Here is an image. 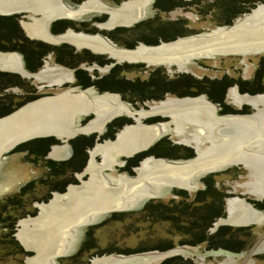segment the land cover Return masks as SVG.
Listing matches in <instances>:
<instances>
[{
	"label": "rangeland",
	"instance_id": "obj_1",
	"mask_svg": "<svg viewBox=\"0 0 264 264\" xmlns=\"http://www.w3.org/2000/svg\"><path fill=\"white\" fill-rule=\"evenodd\" d=\"M83 1L86 0H64V2L70 5L69 6L65 3L67 8L74 10V15H76V17L74 18H79L81 15H83L82 9H85V6H81L80 9H76ZM101 1L112 6H118L120 3L127 0ZM153 1L154 0H151V3L149 1L147 5L143 6V9L144 7L147 8L145 14L146 17L142 20L140 19V21L137 22L143 23L138 27H135V25L137 24L135 23L131 27L127 28L121 26L119 27L118 31H116V28L118 27H115L113 29H99V27H97L95 23L104 22L105 20H107V16L105 14L94 13L86 14L85 17L80 18V20H73L74 18H72V21H64L61 25H57L60 27V30L52 32V34H60L65 30L71 28L75 32H83L86 34H100L108 38L112 43H114L113 45L117 46L118 48L136 49V47L143 48V46H155L161 43L174 41L175 39L183 37L180 34H186L184 37L194 34H208L207 31L215 29V27L217 28L218 26H226L227 28H230L235 24V22L244 23L248 20L244 19L237 21L238 19L243 17V14H245V12H247L244 11V8L247 4L241 10L243 14H230L228 16L226 11L229 6L236 7V9L237 7H240L238 6V3H235L231 0L199 1L198 9L200 10V13L196 19L193 17V20L189 18L190 12L195 14V10H197V8H193L194 12L189 11L190 9H187L181 14V10L176 11L175 7H173L169 11L161 12L155 8ZM253 1L256 2L259 0ZM131 3L132 1L129 0L128 4ZM261 4H264L263 0H261ZM253 7V4H251L248 8L252 9ZM257 8H254L253 11H255ZM28 15L31 14L29 13ZM179 15L183 16L180 17ZM23 16L26 15L23 14L21 15L22 18H17V24L24 36L23 32L25 31V33L27 34V31L25 28H22L21 21H28L30 23L33 22ZM39 17L41 16L38 15L37 18ZM226 18H229V21H231L229 25L223 23ZM41 31H43V27H41ZM172 36L173 39H171ZM165 37L166 40H164ZM28 38L31 39V37ZM32 39H34V41L44 43L50 47L52 46L58 48V54L54 53L51 57H47L45 59L43 58V66L48 63L49 66L57 65L59 67H63V70H65V68L67 70H73L77 65L81 63L79 68H82V72L89 76L90 80L94 78L96 80H103L102 83L104 85L114 84L116 88L115 90H97V88L90 86L88 87V89L93 88L98 94L106 92L116 93L118 95V99L121 102L123 101L126 104H129L131 111L134 112L143 108H148L150 105H153L154 103H157L166 98L177 97V95L175 94L161 91V93L159 94L162 95V98H159L157 100H149L144 96V92L141 88L134 87L136 88V90L132 92L133 88H131V90H128V87L123 86V83H121L122 80L127 82H134V80H146L154 71H158V73L164 77L163 79H165L166 82L168 80L179 78L180 79L178 81H180L186 78V80H188L185 83L187 86H181V89L185 90L184 94L188 95V97L193 98H196L194 96L197 95H203L205 99L211 101L216 105V114H218L219 116L248 115L254 112L255 107L248 104H245V106L242 105L241 107V105L235 104L230 95H228V91L230 88H237V82L238 84L244 83L242 86H247V88L245 87L244 91H250L245 93L244 91L241 93L237 91L241 95L264 94V52L262 54L261 52L255 53L257 55H222L216 56V58L211 59H196L193 60L191 64L187 65L184 69H179L177 63L175 65H147L142 62H116L115 59L110 58L105 54L95 56L93 55V52L87 49H81L77 51L70 44L58 43L57 45H50L43 39ZM149 41H155V44H149ZM128 44H131L132 48L127 47ZM140 44L143 45L139 46ZM57 56L61 57L59 58V61L56 59ZM83 61H87V63H84ZM255 66H257V70H260L259 83L255 82L252 85H247L248 82H250V80H252L253 78L252 74L254 72ZM105 67H108V69H105ZM114 67L117 68V70L115 71L116 73L111 75V68ZM250 68H252V71L248 73V71H250ZM81 75L82 73L79 74V76ZM73 76L75 77L72 82L64 83L59 87L57 85L47 86L48 84L44 83L38 84V81H35V79L26 80V89H22L17 84L15 85L6 83L4 86H0V111H2L3 108H7L5 113L1 114L0 112V118L6 115H10L20 107L35 101L38 99V97L44 95L52 96V94L62 93L63 91L68 90L72 87H76L79 90H85L87 87L80 86V83L76 84L77 80L75 71L73 72ZM177 76L181 77L176 78ZM51 78L54 79L45 81H56L57 75H54ZM224 78H226V80ZM219 79L230 82V84L225 87L223 105L209 98V95H211V93L217 92L219 89L218 87L221 86L218 84H213L214 82L212 81L216 82ZM31 83L33 85H31ZM40 86L43 88H40ZM240 86L241 85L239 84L238 87ZM24 92L27 96H25L26 98L23 99L22 94ZM206 92H209V95ZM28 93L34 94H32L33 96H28ZM244 107H246L247 109L243 112H240L239 110H242V108ZM202 111L203 110H199L197 114H195L194 112H190L185 119H182L178 122L171 120L174 125L173 131L175 132V135L182 138L181 142L194 144L195 149L190 145L179 144L176 137L161 136L149 147L150 149L147 152L143 151L141 153L134 154L131 157H117L116 160L118 162L116 163L115 161H113L111 164V168L109 170L106 169L108 177H113L118 182L121 178H123L122 174L126 175L127 177L134 176L136 173L135 169L141 164V160L148 155H151L150 157L154 158V162L156 164L161 163L157 162V160L166 162L164 159L169 161L166 163H173L172 161L179 160H190L192 158H195L197 152L196 150L201 151L202 155H206L208 153V148L213 143V133H211L209 130L214 127V123L203 121L201 119ZM93 118L94 114H89L87 116L81 115L80 118H78V121L80 125L85 126ZM148 118H150L151 120L146 121V119ZM182 118H184V116H182ZM142 121L145 122L141 124H154L155 121H158V123L166 122L168 121V118L160 116V114H148L142 116L140 122ZM132 122H134L135 124L136 120L131 117L123 116V114L117 115L115 118L110 119L103 126L101 132L93 130L89 133H79L74 138L68 141L70 153L67 157L63 156V159L56 160L54 158H50V156L48 155L55 144L59 145L60 143H62L60 140L55 139L54 137L40 138H51L53 140V143L47 145V150L43 153V155H40V153H38V150L35 149L34 145L33 147L35 150L31 146L29 149L28 146L34 140L39 139H32L24 144H19V146H17L15 149L10 150V152H1L0 155H2L3 158L0 163V193H2L0 194V264H31L29 260L32 259L33 256H35V251L30 248H25V246L17 237V233L21 228V222L26 220L27 218L32 219L39 216L41 211V204H49L52 201L54 194H58L60 197V195L68 193L67 190L69 189L70 185H79L82 183V181L87 180V176H83V179H81V181L77 179V176L78 174L85 171L90 159L89 152L95 147L97 143L107 144L108 140L112 141L116 139V137H118L123 130H120L118 133L116 132L123 125L130 124ZM112 124H116V128L113 127L110 130L108 126ZM187 124H191L193 126H187ZM160 127L164 128V126ZM200 127L205 130V133L202 135L197 133L196 131V129ZM85 138L86 140H89V143L91 145H83V140H85ZM105 139L108 140L105 141ZM71 141H74L78 147L76 156L75 147L71 144ZM248 142L249 141L247 137H242L238 139V142L236 143H245L247 144V149L252 151L260 149V146L258 144H248ZM151 150L156 152L152 153ZM140 154L142 155L140 159H135V162H127L128 159L132 158L131 160H134L136 155ZM74 156L76 158L74 159V165H77L84 159V163L81 169L75 170L73 168H70V166L72 167V163H70V166L68 164H64V169L63 165L61 164L64 162H71ZM199 158L201 157L197 156L195 159ZM233 159L243 160L241 159L240 154L236 155ZM95 161L99 164H102V157L97 154V156H95ZM150 161L151 159H148L145 162L149 163ZM119 162L120 165H118ZM145 162L142 163L138 175L143 174V171L147 168ZM184 162L177 163L183 164ZM49 163H54L55 167L57 166V164H59L60 166H58L57 168H60L61 170H58L57 172L56 170H52V168L48 165ZM263 163L264 162H261L262 166L264 165ZM257 172L258 171L255 170V168H253L252 166L242 164L229 165L226 166V168L224 167L222 170L211 173L206 172L204 175L201 172L202 176L200 174L201 177L199 176L198 178L200 182L198 184L199 186L197 189H194V191L187 190L191 188V181L194 176H190L188 181L182 186L171 182L169 178H162L161 180L159 178L147 179L145 180V183L158 186V192L153 191L154 194H152L151 197L143 198L140 202L134 203L132 206H130L129 210L120 212V208L117 212H103L101 214L102 216H99L98 220H94L95 222L93 224L84 226L81 229L78 228L76 237H72L71 239L69 236L67 237V240H70L68 243V251L65 253V256L60 255L59 258H54L51 264H90L91 262H98L100 260L99 258L105 255H128L134 253L157 251L151 252V256L154 257L158 255V252H161L160 249L166 248L168 246H186L179 244L180 240L184 241L182 234H177L173 229H171L168 223L155 222L157 219V215H151L153 218H150V216L149 218H146L147 216L144 215L140 210L143 208V205L150 199H154L151 201L158 202H168L171 199L179 200V196L175 194V192L177 191L183 192L185 194L184 196L186 198H184L183 200H185V204H188V202H191L194 195L204 187L202 179H204L205 177L208 182H213L216 186H218L225 196L223 201V209H225V212L223 213L224 217L212 221L213 223L209 225V229L207 230V233L209 235L213 234L221 225H229V220H226V211L227 201L230 198L237 197L244 200L248 204H252L253 206V203L264 202V195H262V192L261 196L263 198L259 199L251 191L252 188L256 187V189H258V192L256 193L259 194L260 192L258 186H260V181H262V183L264 184V179H260V181H258L259 179L255 177V174ZM135 177L132 178L135 179ZM169 187L172 188L170 189ZM168 189L170 191H168ZM143 191L145 190L139 191V194L136 195H129L127 196V198H129V200H132L138 195L142 194ZM241 207H244V205L241 206L240 203L239 207L237 208ZM221 219H224L225 223L220 225L219 222ZM182 223L185 224V222ZM215 224H219L217 226V229L214 228V226H216ZM229 226H231V230H229V233L235 236V239L232 242L224 243V235H222L223 233L220 235H217L216 233L217 237L219 238V242L216 241L217 243H215V248H206V244L200 246H187L186 253L185 255H183V259H188V264H249L251 258L254 260L253 264H264V251L250 254V251H252L255 245L259 244L258 242H260V239L264 236V223L248 224L242 226ZM226 240L228 241V237ZM261 242L262 244L264 243V237L261 239ZM224 245H228L229 247H236L240 250H229L232 253H245L246 255L240 256V258L230 256L231 254L222 255V253L220 255L204 256L210 251L224 249L221 248ZM262 248H264V246L261 247V249ZM224 250H228V248ZM214 253L219 254L220 252ZM231 258H234L235 260ZM246 258L247 260L245 261ZM158 260L159 259H156L150 264H159L162 262V260ZM231 260H233V262H230ZM183 263L187 264L185 262Z\"/></svg>",
	"mask_w": 264,
	"mask_h": 264
},
{
	"label": "bare ground",
	"instance_id": "obj_2",
	"mask_svg": "<svg viewBox=\"0 0 264 264\" xmlns=\"http://www.w3.org/2000/svg\"><path fill=\"white\" fill-rule=\"evenodd\" d=\"M148 1L150 0H137L133 2L134 4L125 7L126 16H130L133 13L135 17L134 20H131L133 21L132 23L140 19V7L142 8ZM103 10L104 8L97 1L89 0L88 6L82 9V12H101ZM19 11H25L23 13L25 15L31 14L27 17L33 23L21 21L22 27L27 31V35L35 39L47 38L46 40L51 43L62 42L64 39L48 34L49 22L63 16L73 17L75 13L73 12L74 10L67 8L63 0H0V14H11ZM35 15H40L41 18H35ZM122 23L121 17L116 16L115 12L111 11L110 21L104 27H114ZM41 24L43 31H41ZM131 24H127V26ZM204 35L207 36H194L188 39H178L155 46H143V48L131 50L102 46L99 43V51L105 50L113 53L121 58L119 61H142L148 64L166 62L162 63L166 65L174 62L177 63L179 69H184L195 60L193 58L195 51L200 52L198 55L203 56L200 59L216 58V56L220 55V52L227 51H239L244 53L242 56L259 53L264 50V6H259L253 11V17L244 23H235L232 28L217 27ZM95 42L91 38L89 44ZM230 55L233 54L225 56ZM45 65L46 67L44 66V69L42 68L34 77L38 81H43V83H57V80H45H53L54 78L51 77L56 75L59 70H63V68L49 66L48 63ZM21 68L22 65L18 53H0L1 71H18L21 74L28 75ZM63 72L64 74L60 77L66 76L70 80L71 76L67 75L70 71L63 70ZM86 94L88 92L81 90L76 92L75 89H69L61 94L39 98L20 107L10 115L0 118V154L21 141L39 136L54 135L59 140L64 141V144L61 143L62 145L54 146L48 154L50 158L56 160L63 159V156L67 157L69 155V144L66 141L74 138L79 133H88L93 130L101 131L104 123L113 115L115 116V114L127 113L125 115L134 117L137 123V125L135 123L132 126H125L122 129L123 133L118 136L116 144H97L89 152L88 165L83 173L78 174V178H80V175H85L88 177L87 180L82 181L79 185H70L68 193L60 195L61 199L58 194H54L49 204H41L39 216L32 219L27 218L21 222L17 237L25 248L35 251V256L29 260L31 264H51L55 254L59 253L65 256L68 251L69 240L72 237H76L78 228L81 229L84 226L93 224L99 219V216H102L103 212L110 210H116L117 212L120 208V212L129 210L134 203L140 202L143 198L151 197L154 194L153 191L158 192V186L145 183L147 179L159 178L161 180L162 178H169L171 182L182 186L188 181L190 176L199 178L201 172L203 175L210 170L217 172L233 164L256 167L259 163L264 162V149L261 150V161L233 159L240 153L234 148L238 139L247 137L250 143L260 145L261 137L258 140L250 138L247 133L228 132L223 128L217 127L213 128V135L218 140V143L214 144L215 155H201V158L187 160L183 164L174 163L173 161V163H166L158 160L157 162L161 163L156 164L154 159H151L149 163L145 162L147 168L143 171V174L136 175L135 179L127 177L124 180V178H121V181L117 182L114 178L108 177L106 172L111 168L112 162H116V158L119 156H131L133 153L145 149L147 145L155 138H158L161 133H165L167 129L158 125L141 124L142 116L160 113L168 115L171 120L178 122L185 119L190 112L198 113L199 102L166 100L151 107L149 110L137 112L138 117H135L134 111H131L128 105L121 103L114 96H102L100 98L94 96V98H89L90 95ZM175 103L179 105H175ZM98 105H106V107ZM86 113H94L96 119L85 126H77L79 125V122H77L78 118ZM260 146L264 148V145L261 144ZM240 149L245 151L243 146ZM97 154L102 157V164L95 161ZM255 155L259 156L260 154L256 153ZM2 158L3 156L0 155V163ZM263 166L261 165V172H257L256 174L258 175L255 174V177L259 179L258 181L264 179ZM191 171L195 172L190 174ZM178 172L180 175H178ZM260 184L262 189L264 184L262 181H260ZM141 190L145 191L134 199L129 200L127 198L129 195L139 194ZM255 192H258V189ZM261 192L264 194V191ZM239 200L242 199L235 197L234 199H229L228 203L231 207H235ZM241 202L247 204L244 200ZM246 206V212L242 220L234 222L235 224L242 226L264 222V213L259 212L258 209L249 204ZM220 223H225L224 219L220 220ZM68 236L70 237L69 240H67ZM185 253L182 252L180 255L183 256ZM213 254L220 255L218 253ZM234 257H239V255ZM109 258H102L98 262L91 263L107 264V262H110ZM231 259L235 260L234 258ZM233 260L230 262H233ZM117 261L119 260H112V264H118ZM253 262L254 260L250 258L249 264H253Z\"/></svg>",
	"mask_w": 264,
	"mask_h": 264
},
{
	"label": "flooded vegetation",
	"instance_id": "obj_3",
	"mask_svg": "<svg viewBox=\"0 0 264 264\" xmlns=\"http://www.w3.org/2000/svg\"><path fill=\"white\" fill-rule=\"evenodd\" d=\"M64 1V0H63ZM95 1H97V0H95ZM128 1L129 0H127V1H124V2H122V4L121 5H118V6H112V5H109V4H107V3H105V2H103V1H101V0H98L97 2L99 3V5L100 6H102L103 8H104V10L103 11H101V12H96V11H89V12H83V15H81L79 18H74V17H76V15H74L73 17H66V16H63V17H60V18H57V19H55V20H53V21H55V22H52L53 23V25H52V23H51V25H52V27H51V25L49 26V29H50V32H49V30L47 29V32H48V34L49 35H52V36H56V37H61V38H63L64 39V41H62V42H57V43H51V42H49V41H47L46 39L47 38H45V39H43L44 41H47L50 45L52 44V45H57L58 43H64V44H70L72 47H74L77 51H79V50H81V49H87V50H90L91 52H93L94 54L93 55H95V56H98V55H108L110 58H113V59H115V61L117 62H123V61H119V59H121V58H119L118 56H116V55H114L113 53H110V52H108V51H105V50H103V51H99L100 49H99V47H100V45H99V43H101L102 44V46H112V47H114V48H116V49H124V48H118L117 46H115V45H113L114 43H112L108 38H106V37H104V36H102V35H100V34H86V33H83V32H75V31H73L71 28H69L68 30H65L63 33H60V34H56V35H54V34H52V32H56V31H58V30H60V27L59 26H57L58 24L59 25H61L62 24V22H64V21H67V20H69V21H72L71 19L72 18H74L73 20H80V18H83V17H85V15L86 14H94V13H96V14H107L106 16H107V20H105L104 22H102V23H95V25L97 26V27H99V29H112V28H115V27H121V26H123V27H129V26H127V24H131L133 21H131V20H134L135 19V17H134V15H133V13L130 15V16H126V12H125V7L126 6H128V5H130V4H128ZM132 1V3L131 4H134L133 2H135V1H137V0H131ZM142 1V0H141ZM199 1H201V0H166L165 2H163V1H159V0H157V4H156V6L158 7V6H162L163 8H166L167 7V10L166 11H169V10H171L173 7H175V10L177 11V10H181V12H180V14L183 12V11H186L187 9H190L189 11H193V8L195 9V8H197V10H195V14H193V13H191L190 12V16H189V18H191L192 20H193V17L196 19L198 16H199V13H200V10L198 9V5H199ZM231 1H234L235 3H238V6H240V7H237V9H236V7H228L227 8V11H226V13L228 14V16L231 14V15H233V14H238V15H241V14H243L242 13V9H243V7H245V5H246V7L244 8V11H247V12H245V14H243V17H241L240 19H238L237 21H240V20H244V19H250V18H252L253 17V9L254 8H257L258 6H261V5H264V4H261V0H259V1H251V0H231ZM149 2V1H148ZM148 2L146 3V4H144L143 6H145V5H147L148 4ZM158 2H160V3H162V5L161 4H159ZM263 2H264V0H263ZM66 2H64V4H65ZM88 3H89V0H86V1H83L80 5H79V7H77L76 9H80V7L81 6H85V8L88 6ZM101 3H103V4H105V5H103V4H101ZM150 3H151V0H150ZM149 3V4H150ZM66 4H68V3H66ZM153 4H154V1H153ZM251 4H253V8L252 9H250V8H248ZM69 5V4H68ZM70 6V5H69ZM169 6H171V7H169ZM148 7V6H147ZM72 8V7H71ZM146 7H144V9H143V7L141 8L140 7V11H141V17H140V19L142 20V19H144L145 17H146ZM159 10V9H158ZM111 11H114L115 12V14H116V16H120L121 17V19H122V24L121 25H115L114 27H104V25H106V24H108L109 23V21H110V12ZM166 11H163V12H166ZM194 12V11H193ZM187 13V12H186ZM23 15V14H22ZM25 15V14H24ZM238 15H235V16H238ZM28 16V14H26V16H23V17H26L27 19H30V18H28L27 17ZM36 17L38 16V15H35ZM180 17H182L183 15H179ZM18 17H20V18H22L21 16H18ZM39 18H41V17H39ZM230 18V17H229ZM229 18H226L225 19V21H227ZM140 19L139 20H137V21H140ZM254 19V18H253ZM60 20V21H59ZM31 21V20H30ZM56 21H59V22H56ZM225 21H223V23L225 22ZM44 23V22H43ZM236 23V22H235ZM132 25V24H131ZM227 25V24H226ZM21 26H22V24H21ZM219 27V26H218ZM224 27H226V26H224ZM23 28V27H22ZM216 28V27H215ZM64 30V29H63ZM69 30H70V32H69ZM22 31H24V30H22ZM210 31H212V30H209V31H207L208 33L210 32ZM24 33V36L23 37H25V38H28L29 36H27V34L25 33V31L23 32ZM91 38L92 39H94L96 42L95 43H91V44H89L90 43V40H91ZM29 39V38H28ZM29 40H34V39H29ZM141 45H143V44H140L139 46H141ZM138 46V47H139ZM52 47V46H51ZM137 48V47H136ZM51 50L49 51V52H47L45 55H43L42 57H40V58H38L39 59V63H40V65L38 66V67H36L35 69H32V66H33V62H36L35 61V59H36V57L35 56H33V59H32V61H31V59L29 60V62H27V60H26V55L24 54V53H21V52H19V51H9L10 53H18V55H19V58H20V60H21V65H22V71H24L25 73H27L28 75H26V74H21V73H19L18 71H16V72H13V71H0V74H4L5 75V79H6V82L5 83H7V84H17L19 87H21L22 89H24L25 88V86H26V80L27 79H30V80H32V79H35V81H38L37 80V78H35L34 77V75L35 74H37L40 70H42V68L44 69V66H43V60L45 59V58H47V57H51L52 56V54H58V48H55V47H52V48H50ZM126 50H131V49H126ZM1 52H4V51H1ZM97 52H103V53H97ZM264 52V50L263 51H261V54ZM239 55H241L242 56V53H239ZM238 55V56H239ZM255 55H257V54H255ZM247 57V56H246ZM44 58V59H43ZM59 58H61V57H56V59L59 61L60 59ZM211 59V58H210ZM125 60V59H124ZM91 61V60H90ZM125 61H128V60H125ZM84 63H87V61H83ZM129 62V61H128ZM27 63H28V65H27ZM81 64V63H80ZM80 64L79 65H77L76 67H75V69H73V70H67L66 68H65V70H67V71H70L71 72V74H70V72H69V74H67V75H69V76H71L70 77V80L66 77V76H63V77H60L61 75H63L64 74V72H63V70H59L58 72H56V75H57V83H53V84H49V83H44V84H48L47 86H50V85H57L58 87L59 86H61V85H63L64 83H67V82H72L73 80H74V77L75 76H73V72L75 71V73H76V71L78 70L79 71V73H76V80H77V82H76V84H79L80 83V81L77 79V75H79L80 73H82L83 74V72H82V68L80 67L79 68V66H80ZM43 66V67H42ZM56 67H57V65H55ZM59 67V66H58ZM61 68H63V67H61ZM64 69V68H63ZM102 69V68H101ZM105 69H108V67H105ZM104 69V70H105ZM257 69V66H255V68H254V71ZM252 71V68H250V71H248V73H250ZM55 75V76H56ZM23 76V77H22ZM19 77H21V78H19ZM60 77V78H59ZM23 78V79H22ZM25 79V80H24ZM38 84H42L43 83V81H38L37 82ZM31 85H33L32 83H31ZM80 85V84H79ZM44 86V85H43ZM90 87V86H89ZM237 87V86H236ZM40 88H43V87H41L40 86ZM26 89V88H25ZM36 89V88H35ZM70 89H75L76 90V92H79L80 90L81 91H83V92H88V94H86V95H90L89 96V98H94V96L95 97H102V96H114L117 100H119L118 99V95L116 94V93H111V92H106V93H101V94H98V93H96V90L95 89H93V88H90V89H88V87L85 89V90H83V89H77L76 87H72V88H70ZM232 89V90H231ZM69 90V89H68ZM68 90H65V91H68ZM38 91V90H37ZM65 91H63V92H65ZM238 88H234V87H232V88H230L229 89V93H228V95H230V97H231V99L233 100V102L235 103V104H237V105H244L245 106V104H248V105H251V106H253V107H255L254 108V112L253 113H251V114H248V115H227V116H219L218 114H216V105L215 104H213L211 101H209V100H207V99H205L204 98V96L203 95H197V96H194V97H196V98H193V97H172V98H166V99H164V100H161V101H159V102H157V103H154L153 105H150L148 108H143V109H141V110H138V111H135L134 113H135V117H138V115H137V112H139V111H142V110H144V111H146V109H150L151 107H154L155 105H157V104H159V103H161V102H165L166 100H179V101H197V102H199V107L197 108V110H203L201 113V119L203 120V121H209V122H213L214 123V127L213 128H217V127H220V128H223L224 130H226V131H228V132H243V133H247V134H250V138H256V139H258L259 140V137H261L260 139H261V143H260V145L262 144V145H264V94H258V95H249V94H239L238 92ZM62 92V93H63ZM32 94H34V93H28V96L29 95H31V96H33ZM58 94H61V93H58ZM35 95H37V94H35ZM52 95H57V94H52ZM22 98L24 99V98H26L25 96H27L26 95V93L24 92L23 94H22ZM45 96H47V95H44V96H41V97H38V99L39 98H43V97H45ZM51 96V95H50ZM199 96H202V97H199ZM202 99H204V100H202ZM120 101V100H119ZM121 102V101H120ZM121 103H124V104H126L125 102H121ZM111 105V104H110ZM126 105H128V107H129V104H126ZM175 105H179V104H176L175 103ZM98 106H100V107H106V105H98ZM259 107H261V108H259ZM129 109H130V107H129ZM247 108L246 107H244L243 108V110H239L240 112H243V111H245ZM122 113V112H121ZM195 114H197V112H194ZM90 114H94V113H90ZM123 114V116H126V117H129V116H127V115H125V114H127V113H122ZM122 114H115V116L113 115L110 119H112V118H114V117H116L117 115H122ZM158 114H160V113H158ZM160 116H164V117H167L168 118V121H166V122H159L158 123V121H155L154 122V124L155 125H158V126H164L165 128H167L166 129V131H165V133L164 134H160V136L157 138V139H159L161 136H164V137H166V136H173V137H176L177 139H178V143L179 144H184V145H190V146H192L193 148H194V144H192V143H184V142H181V137H179V136H176L175 135V132L173 131V128H174V125H173V123H172V121H171V119H170V116H168V115H162V114H160ZM131 117V116H130ZM131 118H133V119H135L134 117H131ZM94 119H96V116L94 115V118L93 119H91V121H93ZM109 119V120H110ZM109 120H107L105 123H104V125L109 121ZM149 120H151L150 118H148V119H146V121H149ZM158 120V119H157ZM90 121V122H91ZM77 122H79V121H77ZM89 122V123H90ZM143 122H145V121H142V122H140V123H143ZM89 123H87V124H89ZM148 123H150V122H148ZM86 124V125H87ZM134 124V122H132V123H130L129 125L128 124H126V125H123L116 133H118L120 130H122V129H124L125 128V126H132ZM154 124H149V125H154ZM116 125V124H115ZM115 125H110V126H108V128L111 130L113 127H115ZM77 126H84V125H77ZM187 126H193V125H191V124H187ZM116 128V127H115ZM213 128H211L209 131L211 132V133H213ZM212 130V131H211ZM196 131H197V133H199V134H203V132L205 131L203 128H197L196 129ZM99 132H101V131H99ZM89 133V132H88ZM123 133V131L119 134V136L121 135ZM213 143L211 144V146L208 148V155L209 156H213V155H215L214 154V144H217L218 143V140H217V138L213 135ZM117 139H118V137H116V139H114V140H112V141H109L108 139H105V141L106 140H108V143L107 144H113V143H115L116 144V142H117ZM59 140V139H58ZM61 142H62V144H64V141L63 140H60ZM259 142V141H258ZM66 143H68V141L66 142ZM61 143L59 144V145H62ZM69 144V143H68ZM97 144H99V143H97ZM96 144V145H97ZM106 143H104V144H100V145H105ZM248 144H257V143H250V142H248ZM95 145V146H96ZM259 145V144H258ZM259 145V146H260ZM54 146H57V144H55ZM244 147V149H245V151H243L242 149H240V147ZM94 149V148H93ZM92 149V150H93ZM155 149V148H154ZM153 149V150H154ZM195 149V148H194ZM235 149L236 150H238L240 153V155H241V159H243V160H247V161H250V160H260L261 161V150H263L264 148H262L261 146H260V149L259 150H256V151H252V150H249V149H247V144H245V143H239V145L237 146V147H235ZM151 151L152 153H155L156 151ZM197 152H196V156H195V158L197 157V156H201L202 154H201V151H199V150H196ZM256 153H259L260 155L258 156V155H255ZM140 156V157H139ZM151 155H148V156H145L141 161V164L135 169V175L134 176H128V177H130V178H132V177H135L136 175L137 176H139L138 174H139V172H140V167H141V165H142V163L143 162H145V161H147L148 159H154L153 157L151 158L150 157ZM119 157H129V156H119ZM146 157H149V158H146ZM140 159L141 158V154L140 155H136V157L134 158V160H130L131 162L133 161V162H135V159ZM132 159V158H131ZM157 159H159V158H157ZM192 159H194V158H192ZM166 162H169V161H167L166 159H164ZM191 160V159H190ZM129 161V162H130ZM184 161H187V160H179V161H173V162H184ZM116 162H118L117 160H116ZM128 162V161H127ZM118 165H120V162H119V164ZM249 168V167H248ZM253 168H255V170H257L258 172H261V163H259L256 167H253ZM126 169H127V167H126ZM250 169V168H249ZM251 170V169H250ZM254 170V169H253ZM123 175V178H124V180L127 178V176L126 175H124V174H122ZM83 176H85V175H80V178H78V176H77V179L78 180H80L81 181V179H83L82 177ZM136 176V177H137ZM202 176V175H201ZM200 176V177H201ZM135 177V178H136ZM111 178H113V177H111ZM121 181V180H120ZM120 181H118V182H120ZM200 182H199V180H198V178L196 177V176H194V178L192 179V181H191V188H189V189H187V190H189V191H194V189H197L198 188V184H199ZM204 185V184H203ZM259 187V194H257L256 192H255V190H256V187H254V188H252L251 189V191L260 199V198H263L262 196H261V191H264V187L261 189V184H260V186H258ZM170 189L172 188V187H169ZM186 189V188H185ZM203 189V188H202ZM68 191V190H67ZM168 191H170L169 189H168ZM57 195V194H56ZM55 195V196H56ZM262 195H264V194H262ZM60 198V197H59ZM235 197H233V198H230V199H234ZM61 199V198H60ZM241 201H243V200H239L237 203H236V205H235V207H231V205L228 203V201H227V211H226V214H227V219L226 220H229V224L230 225H237V224H235L234 222H236V221H241L242 220V218H243V215H244V213L246 212V208H247V206L246 205H248V203L247 204H245V203H243V202H241ZM262 201V200H261ZM245 202V201H244ZM240 203H241V206L242 205H244V207H241V208H237V207H239V205H240ZM261 203H264V202H261ZM250 205V204H249ZM262 211H263V213H264V209H261ZM222 220V219H221ZM264 222H262L261 224H263ZM219 224L221 225V223L219 222ZM219 224H215L216 226H214V228L216 229L217 228V226L219 225ZM258 224V223H257ZM260 224V223H259ZM264 237V236H263ZM262 237V238H263ZM261 238V239H262ZM261 239H260V242H261ZM260 242H258L257 244L258 245H255V247L252 249V251H250V254H253V253H256V252H263L264 251V248H262L261 249V247H263L264 246V243L262 244V242L260 243ZM261 244H262V246H261ZM257 246H258V248H257ZM257 248V249H256ZM231 249H237L236 247H228V251L229 250H231ZM212 250V249H211ZM234 250V251H235ZM238 251H240L239 249H237ZM246 254L244 253V255L243 256H245ZM235 258H240V255H239V257H235ZM245 260H247V258L245 259Z\"/></svg>",
	"mask_w": 264,
	"mask_h": 264
},
{
	"label": "trees",
	"instance_id": "obj_4",
	"mask_svg": "<svg viewBox=\"0 0 264 264\" xmlns=\"http://www.w3.org/2000/svg\"><path fill=\"white\" fill-rule=\"evenodd\" d=\"M159 1L165 2L166 0H159ZM158 3L162 5V3L160 2ZM156 4H157V0H154V6L156 9H159V11L163 12L167 10V7L166 8H163L162 6L157 7ZM17 18L18 15L0 16V51H19L21 53H24L26 55L27 62H29L30 59L32 61L33 56H35L36 62H33V66H32V69H35L40 65L38 58L42 57L47 52H49L51 50L50 49L51 47L44 43L34 40H29L28 38L23 37V34L21 33V30L17 24ZM230 22L231 21H229L228 19L224 23L229 25ZM141 24L143 23L141 22L137 23L135 27H138ZM116 29H117L116 31H118L119 27ZM180 35L184 37L186 34H180ZM171 39H173V36ZM164 40H166V37L164 38ZM148 43L155 44V41H149ZM127 47L132 48V45L128 44ZM114 68H111L112 69L111 75L116 73L115 71L117 70V68L115 69ZM259 71H260L259 69L258 70L256 69L253 72L252 74L253 78L252 80H250V82H248V84L246 83L247 85H252L255 82L259 83V79H260ZM76 73H79V71L77 70ZM178 77L181 76H177L176 78ZM163 78L164 77L161 76L158 73V71L156 72L154 71L149 75V78L146 80H134V82L132 81L127 82L122 80L121 83H123L122 84L123 86L128 87V90H131V88H133L132 92L136 90V88L134 87L141 88L144 92L143 93L144 96L149 100H154V99L157 100L159 98H162L161 97L162 95L159 94L161 93V91H166L167 93L175 94L177 95V97L188 96L184 94L185 90L181 89V86L183 87L187 86L185 84L186 81H188L186 80V78L180 80L183 82L178 81L180 78L168 80L167 82ZM77 79L80 81V86L83 87L93 86L97 88V90L116 89L114 84L104 85L102 83L103 80H96L95 78L90 80V77L84 73L81 76L77 75ZM224 79L226 80V78ZM225 80L219 79L216 82L212 81L214 82L213 84H218L221 86L218 87L219 89L217 92L211 93V95H209V92H206L211 100H214L221 105H223L225 87L228 84H230V82H227ZM5 82H6L5 75L0 74V86H4L6 84ZM237 84L238 82L236 83V86L237 88H239L238 91L240 93L244 91L245 87L247 88V86H242L244 83H239L241 85L240 87H238L239 84L238 85ZM245 92H250V91H244V93ZM6 110L7 108H3L2 111H0L1 114L5 113ZM52 141L53 140L51 138L34 140L28 146L29 149L30 146L34 149L33 147L34 145L35 149L38 150V153H40V155H43V153L47 150V145L53 143ZM71 144L75 147V156H76L78 147L74 141H71ZM89 144H90L89 140H86L85 138V140H83V145L89 146ZM75 156L72 158L71 162L62 163L61 165H63V168H64V164H68L70 166V163H72V167L70 166V168H73L75 170L81 169L84 163V159L81 162H79L77 165H74L75 162L74 159H76ZM130 160L131 159H128L127 161ZM48 165L52 168V170H56V172L58 170H61L60 168L59 169L57 168L58 166H60L59 164H57L56 167L54 163H49ZM202 180L204 184L203 189L199 190L194 195L191 202H188V204H185L184 202L185 200H183L184 198H186L184 196L185 194L183 192L177 191L175 192V194L179 196L180 198L179 200L171 199L168 202H158V201H151L154 199H150L143 205V208L140 211H142V213L147 216L146 218H149V216L150 218H153L151 215H157L156 216L157 219L155 222L168 223L171 229H173L177 234L179 235L182 234L184 241L180 240L179 244L186 246H198V245L200 246L206 244V248H215L214 246L215 243H217L216 241L219 242V238L217 237V235H220L222 233H223L222 235H224V240H223L224 243L232 242L235 239V236L229 233V230H231L230 229L231 226L229 225L228 226L221 225L220 227H218V229L216 228L217 230L213 234L209 235L207 233V230L209 229V225L213 223L212 221L224 217L223 213L225 212V209H223V205H224L223 201L225 196L224 193L219 189V187L216 186L213 182H208L206 177ZM253 204L255 207L259 209H264V203H253ZM182 222H185V224H183ZM227 237H228V241L226 240ZM172 247L173 246H168L160 250L165 251ZM228 247H229L228 245H224L221 248L227 249ZM183 258L184 257L180 255L173 256L163 260L159 264H184L183 262L188 264L187 262L188 259H183Z\"/></svg>",
	"mask_w": 264,
	"mask_h": 264
},
{
	"label": "water",
	"instance_id": "obj_5",
	"mask_svg": "<svg viewBox=\"0 0 264 264\" xmlns=\"http://www.w3.org/2000/svg\"><path fill=\"white\" fill-rule=\"evenodd\" d=\"M122 4V3H121ZM121 4H119V5H121ZM25 11H19V12H17V13H4V14H0V16H11V15H19V16H21V14H23ZM105 15H107V14H105ZM52 22H54V21H52ZM52 22H49V24H48V30H49V32H50V29H49V26L51 25V23ZM138 21H135L134 23H132V25L133 24H135V23H137ZM132 25H128L129 27H131ZM234 25H232L230 28H232ZM224 29L225 28H227V27H223ZM113 29V28H112ZM51 33V32H50ZM204 34H206V33H204ZM204 34H194V35H190V36H186V37H180V38H178V39H188V38H191V37H194V36H200V35H202V36H207V35H204ZM178 39H175V40H178ZM174 40V41H175ZM172 42V41H171ZM192 52V51H191ZM190 52V53H191ZM200 52H197V51H195L194 52V59L196 60V59H200L201 57H203V56H200V55H198ZM239 51H231V52H229V51H227V52H220V55H229V54H233V55H239ZM215 54V53H214ZM216 54H218V53H216ZM220 55H218V56H220ZM216 56V55H215ZM133 62H142V61H133ZM132 61H130V62H128V63H133ZM142 63H145V62H142ZM162 63H166V62H160V63H150V64H148V63H145V64H147V65H155V64H157V65H164V64H162ZM168 63V62H167ZM169 65H175L176 63H168ZM242 107V106H241ZM242 110H243V108H242ZM241 111V110H240ZM90 113H86V114H84L85 116H87V115H89ZM6 116H8V115H6ZM5 117V116H4ZM43 137H54L55 139H58L56 136H54V135H48V136H39V137H34V138H30V139H28V140H25V141H21L20 143H16V144H14V145H12L9 149H6L5 151L6 152H8V151H10V150H12V149H15L17 146H19V144H24V143H26V142H28V141H30V140H32V139H40V138H43ZM157 140V138H155L149 145H147L146 146V148L145 149H141L140 151H138V152H135V153H133L131 156H133L134 154H138V153H141V152H143V151H145V152H147L150 148V146L155 142ZM67 142V141H66ZM68 144V143H67ZM4 151V152H5ZM131 156H129V157H131ZM125 158V157H124ZM195 171H191L190 172V174H192V173H194ZM211 172H216L215 170H210L209 172H207V173H211ZM178 175H180V173L178 172ZM250 204V203H249ZM250 206H253L252 204H250ZM254 207V206H253ZM257 209V208H256ZM258 211L259 212H262L263 213V211L262 210H259L258 209ZM107 212H116V210L114 211V210H110V211H107ZM77 222H79V221H77ZM77 222H75V223H77ZM79 224H81V223H79ZM251 224H253V223H251ZM76 225H78V224H76ZM185 249V250H184ZM186 249H187V246H182V247H178V246H175V247H173V248H171V249H169V250H165V251H161V252H158V255H156V256H151V252H157V251H150V252H145V253H134V254H128V255H116V254H111V255H105V257L104 256H102L101 258H99V259H102V258H108V257H110L109 258V261L110 262H107V264L109 263V264H112V260H119V261H117L118 262V264H150L152 261H154V260H156V259H159L160 261L162 260H165V259H167V258H170V257H173V256H179L182 252H186ZM214 252H220L219 254H221L222 253V255H224V254H231V256H238V255H240V256H243L244 255V253H232L231 251H228V250H224V249H217V250H213V251H210V252H208V253H206L204 256H210V255H212V256H214L215 254H213ZM157 254V253H156ZM62 256V255H61ZM181 256V255H180ZM60 257V254L59 253H57V254H55V256H54V258H59ZM98 259V258H97ZM158 260V261H159ZM90 264H93V263H90ZM95 264V263H94Z\"/></svg>",
	"mask_w": 264,
	"mask_h": 264
},
{
	"label": "crops",
	"instance_id": "obj_6",
	"mask_svg": "<svg viewBox=\"0 0 264 264\" xmlns=\"http://www.w3.org/2000/svg\"><path fill=\"white\" fill-rule=\"evenodd\" d=\"M41 27H42V24H41ZM0 53H10V52H9V51H4V52H1V51H0ZM21 70H22V68H21ZM0 71H1V70H0ZM238 145H239V143H236V144L234 145V148L237 147Z\"/></svg>",
	"mask_w": 264,
	"mask_h": 264
}]
</instances>
